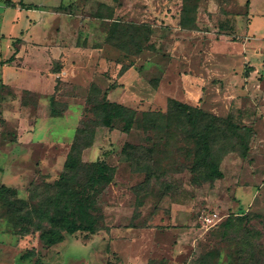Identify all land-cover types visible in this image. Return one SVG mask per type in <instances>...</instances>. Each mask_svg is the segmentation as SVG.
Returning <instances> with one entry per match:
<instances>
[{
    "label": "rangeland",
    "instance_id": "374dc122",
    "mask_svg": "<svg viewBox=\"0 0 264 264\" xmlns=\"http://www.w3.org/2000/svg\"><path fill=\"white\" fill-rule=\"evenodd\" d=\"M33 68L40 92L4 83ZM106 99L137 111L130 133L102 125ZM80 129L82 160L115 171L82 175L98 230L50 244L30 214L58 211ZM200 130L222 178L192 170ZM0 187V264H264V0H0Z\"/></svg>",
    "mask_w": 264,
    "mask_h": 264
},
{
    "label": "trees",
    "instance_id": "16d2710c",
    "mask_svg": "<svg viewBox=\"0 0 264 264\" xmlns=\"http://www.w3.org/2000/svg\"><path fill=\"white\" fill-rule=\"evenodd\" d=\"M23 7H27L26 4L21 2ZM31 7H28V9ZM142 50V49H141ZM12 56L9 60H13ZM107 94V92H106ZM101 109V122L102 125L109 128H115V124L120 123L121 130L125 133H130L135 124L137 123V111L127 107L118 102L110 101L106 99L100 106ZM191 110V106L187 103H183L176 99L169 100V112L179 111L183 117H187ZM207 115L206 113H202ZM146 120L155 121L158 117H163L162 114L143 113ZM212 130V127H209ZM202 130V129H201ZM199 131V148L196 151L198 163L193 164L192 170L197 172H203V178L205 181H210L218 178H222L224 173L220 169V159L214 154L212 144L209 143L208 134ZM78 137L74 142L71 151L68 154L65 170L61 177L57 181L59 193H58V211L54 213L43 212L39 215L38 221H35L34 215L30 214L33 224L36 230L42 231V237L50 244L62 242L65 239V233L73 234L80 230H85L90 233H95L98 230L99 219L93 215L97 209L93 202V197L89 196L86 191H82L81 184L82 175L88 176V185L92 188L97 186H103L112 181V177L115 171V167L108 165L105 162H92L90 164L85 163L82 160L83 150L93 145L95 141V132L88 129L78 130ZM87 136V141L81 145L79 137L82 135ZM250 147L248 143H245L242 150V156L246 157ZM197 180V179H196ZM3 189L10 190L8 187H2ZM0 187V189H2ZM87 189V186H85ZM47 220L54 225L53 229H44L43 222ZM230 219L229 222H231ZM27 254L22 255V259H28Z\"/></svg>",
    "mask_w": 264,
    "mask_h": 264
},
{
    "label": "crops",
    "instance_id": "0c3cea01",
    "mask_svg": "<svg viewBox=\"0 0 264 264\" xmlns=\"http://www.w3.org/2000/svg\"><path fill=\"white\" fill-rule=\"evenodd\" d=\"M30 10V9H29ZM252 28V27H251ZM251 32H252V29H251ZM17 51H15V53H16ZM246 52V51H245ZM9 53H11V51L9 50V52H8V54L6 55V58H4V59H2L1 61H3V62H5V61H7L8 60V55H9ZM247 53V55L246 56H244V53H243V59L244 58H249V57H252V56H249V54L248 53H250V52H246ZM14 57H15V55H13ZM11 58V57H10ZM9 58V59H10ZM8 63H6L5 62V64H4V67H5V69H6V65H7ZM37 65H35V67H36ZM34 67V68H35ZM33 68V70L32 71H29V73H26V75H27V80L24 82V84L22 85H20V84H15V82H13V81H11V79L9 78V79H7L6 78V76H5V73L2 75V77L4 78V83L5 84H7V85H9V86H13V87H24V90L25 91H28V92H32V93H38V92H40V91H38L36 88H37V83L36 82H38L37 80V78H33L32 76H33V74L35 75L36 74V72H37V70H35ZM30 77H32V78H30ZM37 79V80H36ZM115 102V101H114ZM22 106V105H21ZM13 108V107H12ZM26 109H27V107H23L22 109L20 108L17 112H19V113H21V115L23 114V118H24V113H25V111H26ZM17 112L16 113H14V114H17ZM24 121H25V118L22 120V125H24L25 123H26V121H25V123H24ZM24 136H26L25 135V130H22V129H20L19 130V137L17 138V141L14 143V146H20V147H22V148H25V147H28V148H30V145H31V142L28 144V143H26V142H28V141H26V139L24 138ZM28 145V146H27ZM24 153H22V158L23 157H25V155H23ZM14 158L16 157V156H19V155H17L16 153H14ZM20 156V157H21Z\"/></svg>",
    "mask_w": 264,
    "mask_h": 264
},
{
    "label": "built area",
    "instance_id": "2783aa9c",
    "mask_svg": "<svg viewBox=\"0 0 264 264\" xmlns=\"http://www.w3.org/2000/svg\"><path fill=\"white\" fill-rule=\"evenodd\" d=\"M208 220H211V221H212L213 219L210 218V219H208Z\"/></svg>",
    "mask_w": 264,
    "mask_h": 264
}]
</instances>
